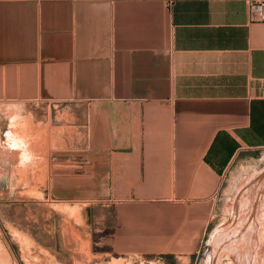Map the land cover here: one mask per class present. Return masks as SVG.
Here are the masks:
<instances>
[{"label":"crops","instance_id":"1","mask_svg":"<svg viewBox=\"0 0 264 264\" xmlns=\"http://www.w3.org/2000/svg\"><path fill=\"white\" fill-rule=\"evenodd\" d=\"M33 102L65 105L35 148L76 146L47 188L100 204L103 253L190 257L226 169L264 149V23L245 0H0V103Z\"/></svg>","mask_w":264,"mask_h":264},{"label":"rangeland","instance_id":"2","mask_svg":"<svg viewBox=\"0 0 264 264\" xmlns=\"http://www.w3.org/2000/svg\"><path fill=\"white\" fill-rule=\"evenodd\" d=\"M64 108L0 103V264H264V149L240 152L226 169L194 255H110L98 241L100 204L60 200L47 188L50 176L79 162V155L75 145L60 142L39 154L32 127L65 123ZM66 125L70 131L72 123ZM24 154L31 159L21 163Z\"/></svg>","mask_w":264,"mask_h":264},{"label":"built area","instance_id":"3","mask_svg":"<svg viewBox=\"0 0 264 264\" xmlns=\"http://www.w3.org/2000/svg\"><path fill=\"white\" fill-rule=\"evenodd\" d=\"M250 18L264 23V0H245Z\"/></svg>","mask_w":264,"mask_h":264},{"label":"bare ground","instance_id":"4","mask_svg":"<svg viewBox=\"0 0 264 264\" xmlns=\"http://www.w3.org/2000/svg\"><path fill=\"white\" fill-rule=\"evenodd\" d=\"M263 183H264V182H263ZM260 185H261V184H260ZM261 187H264V186L262 185ZM260 192H261V191H260ZM258 197H259V196H258ZM253 199H254V198H253ZM259 201H260V200H259ZM261 201H262V200H261ZM261 204H262V203H261ZM257 213H258V212H257ZM255 215H256V214H255ZM254 217H255V216H254ZM242 219H243V218H242ZM245 219H246V218H245ZM254 221H255V220H254ZM257 221H258V220H257ZM245 222H246V221H245ZM245 222H244V223H245ZM237 223H239V222H237ZM244 223H243V224H244ZM255 223H256V221H255ZM261 223H262V222H261ZM261 223H259V225H260ZM239 224H240V223H239ZM256 224H258V223H256ZM259 225H257V226L260 227ZM248 226L250 227V224H249V223H248V225H247L246 227H248ZM238 227H240V226H238ZM261 227H262V225H261ZM235 229H236V228H235ZM237 229L239 230V229H241V228H237ZM244 229H246V228H244ZM247 229H248V228H247ZM247 229H246V230H247ZM254 229H255V227H254ZM256 229L258 230V228H256ZM259 231H260V230H259ZM237 232H238V231H237ZM239 233H240V232H239ZM258 233H259V232H258ZM243 234H244V236H243ZM243 234H241V237L243 236V238L245 237V235H249L248 233L245 234V232H243ZM256 234H257V233H256ZM239 235H240V234H239ZM251 235H252V234H251ZM257 236H258V235H257ZM232 237H233V236H232ZM239 237H240V236H239ZM260 237H261V236H260ZM246 238H247V237H246ZM234 239H235V238H234ZM253 239H254V238H253ZM256 239H257V238H256ZM260 240H261V239H260ZM253 241H254V240H253ZM256 241H257V240H256ZM251 242H252V241H251ZM232 243H233V242H232ZM258 243H259V242H258ZM213 244H214V243H213ZM252 244H253V242H252ZM252 244H251V245H252ZM216 245H217V244H216ZM260 245H261V244H260ZM259 247H260V246H259ZM256 249H257V248H256ZM258 253H259V252H258ZM252 256H254V255H252ZM252 259H253V258H252ZM255 259H256V258H255ZM247 261H248V260H247ZM239 262H240V261H239Z\"/></svg>","mask_w":264,"mask_h":264},{"label":"clouds","instance_id":"5","mask_svg":"<svg viewBox=\"0 0 264 264\" xmlns=\"http://www.w3.org/2000/svg\"><path fill=\"white\" fill-rule=\"evenodd\" d=\"M30 159H31L30 156L24 154V155H22L21 163H25V162H27Z\"/></svg>","mask_w":264,"mask_h":264}]
</instances>
